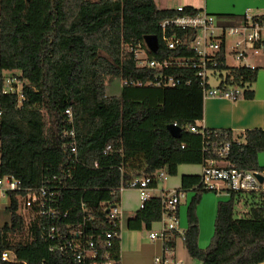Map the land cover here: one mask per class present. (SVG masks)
<instances>
[{
	"label": "trees",
	"instance_id": "obj_1",
	"mask_svg": "<svg viewBox=\"0 0 264 264\" xmlns=\"http://www.w3.org/2000/svg\"><path fill=\"white\" fill-rule=\"evenodd\" d=\"M180 13L160 9L156 0H0V71L16 72L26 81L22 104L16 95L1 98L0 173L14 175L24 187L39 186L57 175V184L65 188L60 189L56 206L69 210L64 223L78 224L88 215L81 208L84 202L93 216L87 225L90 236L97 240L98 235L115 234L110 247L105 240L98 242L99 264H122L121 229L110 223L106 208L120 202L122 185L133 177L151 175L150 186L155 188L160 171L173 176L181 164L203 162V137L188 128L202 127L204 98L198 80L188 87L124 85L120 95L106 92L114 78L151 76V69L138 67L124 46H144L147 35H156L160 50L153 53L155 57L177 53L164 47L160 22ZM217 15L225 23L241 22L231 20L232 14ZM258 70L233 71L229 81L242 90L239 99L254 97ZM68 108L73 111L80 163H72L70 138L62 135ZM174 122L182 127L179 138L168 130ZM220 139L235 140L229 156L232 164L264 171L258 162L264 152V127L237 136L229 131ZM239 140L245 142L238 144ZM180 189L194 191L184 233L193 259L202 264L264 261V192H231L228 200H220L211 242L201 248L197 207L209 190L201 184V176L192 175L183 176ZM243 202L247 213L241 216L237 207ZM18 209L13 193L5 208L10 219L0 227V255L11 248L28 264H74L67 253L50 250L37 222L29 229L31 241L13 242V236L28 232ZM161 216V197L152 196L129 217L128 229L150 230ZM179 236L177 231L168 232L164 248L174 249Z\"/></svg>",
	"mask_w": 264,
	"mask_h": 264
},
{
	"label": "built area",
	"instance_id": "obj_2",
	"mask_svg": "<svg viewBox=\"0 0 264 264\" xmlns=\"http://www.w3.org/2000/svg\"><path fill=\"white\" fill-rule=\"evenodd\" d=\"M189 8L193 7L178 6L174 9L183 13L167 17L160 22L163 45L168 51H176V54L157 58L145 41L144 46H124V50L134 54L138 67L151 69V76L148 79L122 78L124 85L172 89L191 86L194 80H198L204 100L209 97L239 99L238 94L242 90L231 84L229 80L234 78V70L259 68L258 60L264 58V16L247 9L240 23L231 24L225 23L218 15L204 8L198 9L196 13H191ZM178 30H182L183 34L179 35ZM159 50L160 41L157 52ZM25 85L26 81L18 73L0 71V115L2 96L16 95L20 105L25 100ZM65 116L67 127L62 131V135L70 138L69 150L72 163H80L71 108L65 110ZM173 124L179 126L176 122ZM188 128L203 137L201 184L206 190L224 192L228 195L231 192L242 195L264 192V171L240 168L230 162L229 156L235 140L220 139V135H227L228 130L208 129L196 124L189 125ZM242 142L245 140H239L238 144ZM164 174L160 171L159 178ZM259 175L263 176V181L260 180ZM57 180L58 176L55 175L39 186L24 187L21 180L14 175L0 173V196H6L9 200L13 193L16 195L18 212L23 218L24 229L28 231L20 236H27L28 242L32 240L30 226L37 222L41 226V238L51 243V251L67 253L74 264H99L98 242L105 240L104 245L110 247V240L115 234L107 232L105 238L98 235L97 240L94 235L90 236L87 225L88 220H92L93 216L89 214V207L84 202L81 208L88 215L78 224H65L64 219L68 217L69 210L61 211L56 206L60 189L65 186L57 184ZM152 180L151 175L133 177L126 185L120 187V191L122 193L126 188L138 190L140 207L143 208L147 200L152 197L149 193ZM160 197L162 200L160 221L163 227L161 230H150L149 239H160L164 243L168 232L177 231L179 237L184 240L185 230L181 231L179 228L178 213L186 198V192L175 188L164 192ZM106 208L110 223L121 229L120 202H114ZM171 251L172 249L167 248L163 254L155 256L153 264H183L179 258L172 255ZM104 256L108 259L109 253ZM110 263V261L105 262V264ZM0 264H28V262L19 259L14 249L7 248L0 255Z\"/></svg>",
	"mask_w": 264,
	"mask_h": 264
},
{
	"label": "crops",
	"instance_id": "obj_3",
	"mask_svg": "<svg viewBox=\"0 0 264 264\" xmlns=\"http://www.w3.org/2000/svg\"><path fill=\"white\" fill-rule=\"evenodd\" d=\"M207 11V7H203ZM247 9L253 13L264 16V6L256 4L254 7H246L242 13H213V14H232L235 21H242L243 14ZM210 12V11H209ZM212 13V12H211ZM222 18V17H220ZM224 21L225 18H222ZM204 117L199 121V125L208 129H221L231 131L233 136L244 135L246 131L264 127V58L259 62L257 80L254 84V97L250 99L240 98L231 100L221 97H209L204 100ZM201 164H181L176 175L167 177L166 174L160 177L162 183L155 188H150L151 196H161L164 192L171 189H180L184 175L201 176ZM154 190V192H153ZM157 192V193H156ZM194 192V191H193ZM189 194L188 192H186ZM212 199L203 201L198 208L201 233L199 245L204 248L209 242L213 232L214 220L216 218L217 206L220 200L229 199V195L224 192L216 194ZM227 195L228 197H224ZM120 208L122 209L121 218V261L122 264H153L154 257L165 252L163 240L149 239L144 236V230L128 229V219L140 207V192L134 188H126L121 193ZM188 209V208H187ZM187 209H179L178 216L183 218L184 230L187 229ZM127 215V217H126ZM158 223L160 225H158ZM162 222L152 223L150 230H161ZM172 255L179 258L183 264H202L201 261L193 260L189 255L184 240L177 238ZM260 264H264V261Z\"/></svg>",
	"mask_w": 264,
	"mask_h": 264
},
{
	"label": "rangeland",
	"instance_id": "obj_4",
	"mask_svg": "<svg viewBox=\"0 0 264 264\" xmlns=\"http://www.w3.org/2000/svg\"><path fill=\"white\" fill-rule=\"evenodd\" d=\"M156 3L160 9L176 8L178 6H191V7L196 8V9H202L203 7L206 6L207 9L212 13H242V11L246 7H254V5H256V4H261L264 6V0H156ZM230 40H232V38H230ZM260 60H258V63L260 62ZM215 83L216 82H214V84ZM123 87H124V80L122 78H114L113 80L108 81L106 92L108 95H120ZM258 162H259V165L261 167H264V152L259 153ZM166 176L171 178L170 175H166ZM161 183H162V180H161V178H159V182H158L157 187ZM153 192H154V190H153ZM188 193L189 194L186 193V198L183 200V203L181 205L182 210L188 208V205L190 204V201H191L192 197L194 196L193 191H188ZM213 194L217 195V192L209 190V191H206L203 193L201 200H200L198 207H197V213H198L199 206H201V203L204 201H207V199H212V197L215 196ZM224 197L226 198L228 196L224 195ZM203 199H204V201H203ZM226 200H228V198ZM8 201H9L8 197L0 196V227H2V225L6 221H9V219H10V215L5 211V208L7 206ZM237 212H238V215H241V216L245 215L247 213V207L245 205V202L241 203L237 207ZM198 216H199V214H198ZM126 217H127V215H126ZM179 221H180L179 228L181 231H183L184 230L183 229L184 228L183 218H179ZM214 222H215V220H214ZM158 225H160V224L158 223ZM153 230L156 231L158 229H153ZM149 232H150V230H144V233H143L144 236H148ZM200 233H201V227H200ZM213 234H214V225H213L212 235H211L209 242L206 245V247L210 244ZM28 240L29 239L27 236L15 235L12 237L13 242H19V241L28 242ZM206 247H204V248H206ZM193 260L196 261L197 259H193Z\"/></svg>",
	"mask_w": 264,
	"mask_h": 264
},
{
	"label": "water",
	"instance_id": "obj_5",
	"mask_svg": "<svg viewBox=\"0 0 264 264\" xmlns=\"http://www.w3.org/2000/svg\"><path fill=\"white\" fill-rule=\"evenodd\" d=\"M145 42H146V45L148 46V48L152 52H154V53L157 52V50L159 48V40H158V37L156 35H147L145 37ZM168 130L176 138H179L181 136L182 128L180 126L170 124L168 126ZM259 178L261 181H263V176L259 175Z\"/></svg>",
	"mask_w": 264,
	"mask_h": 264
}]
</instances>
